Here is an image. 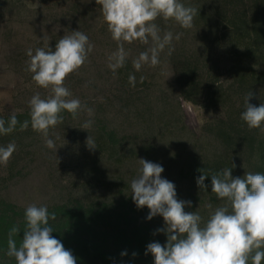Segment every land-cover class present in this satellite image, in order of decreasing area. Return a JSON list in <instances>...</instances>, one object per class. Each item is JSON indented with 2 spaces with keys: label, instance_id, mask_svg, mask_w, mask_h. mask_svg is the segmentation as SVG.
<instances>
[{
  "label": "rangeland",
  "instance_id": "1",
  "mask_svg": "<svg viewBox=\"0 0 264 264\" xmlns=\"http://www.w3.org/2000/svg\"><path fill=\"white\" fill-rule=\"evenodd\" d=\"M182 2L198 10L192 28L171 19L155 21L161 35L182 33L173 39L172 54L166 48L157 66L136 71L132 60L147 46L126 43L130 55L113 74L108 56L117 42L95 0H0V118L6 122L13 114L21 124L30 121V98L51 94L26 70L28 49L54 51L62 36L78 30L94 45L85 64L64 82L85 110L76 118L64 111L63 123L49 129L56 152L30 123L27 130L18 124L13 133L0 135V147L16 146L7 164H0V215H12L13 208L20 214L16 220L24 222L29 204L47 205L50 211L85 203H104L115 215L122 211L120 202L129 201L132 216L156 231L165 226L163 217L148 220L149 209L138 208L132 199L130 182L139 174L138 159L161 165V176L174 183L177 199L192 202L185 211H198L204 220L223 201L211 187H198L196 171L234 164L233 177L264 174V131L249 129L240 119L247 93H254L251 104L264 103V0ZM244 21L249 35L234 29L235 22L239 26ZM189 63L198 68L191 100L184 97L181 81ZM130 74L136 78L134 87ZM89 119L92 127L80 129ZM88 136L96 149L87 147ZM156 234L166 244V234ZM133 253L115 264L135 263ZM0 264L8 261L0 259Z\"/></svg>",
  "mask_w": 264,
  "mask_h": 264
},
{
  "label": "clouds",
  "instance_id": "2",
  "mask_svg": "<svg viewBox=\"0 0 264 264\" xmlns=\"http://www.w3.org/2000/svg\"><path fill=\"white\" fill-rule=\"evenodd\" d=\"M101 6L103 19L111 37L117 42V50L108 56V67L113 74L125 65L130 53L125 44L139 41L146 50L133 58L136 71L144 65L150 67L160 63V55L167 48L171 55L173 39L171 31L161 35L157 18L174 20L184 29L193 27L198 10L185 6L182 0H95ZM94 45L81 31H71L62 36L53 51L37 48L26 51L29 57L27 71L38 87L50 89V95L42 98L34 94L28 101L30 121L22 124L15 114L8 121L0 118V135H8L20 124L27 130L29 123L34 131L45 137V146L57 151L55 142L48 138L49 129L63 123L62 113L67 111L73 118L85 110L78 98H71V91L65 86L67 77L78 71L93 51ZM143 77H141V80ZM129 83H136L134 75H129ZM251 91L244 98V110L240 119L249 129L264 131V103L251 104ZM91 115L92 110L86 109ZM92 127L86 120L82 130ZM86 145L96 149L95 141L88 136ZM16 146L9 143L0 147V164L6 165ZM138 175L130 182L132 199L138 208L147 207L148 220L160 215L165 226L157 229L167 236L166 244L152 242L147 245L145 254L151 253L154 264H262L264 262V174L245 172L242 177H233L232 168H224L211 175V192L223 203L209 213L207 220L198 211H185L191 201L177 199L174 183L162 178L163 167L157 163L138 159ZM208 175L203 173L197 178L200 189ZM212 208L211 204L207 205ZM25 226L19 246L15 237L21 231L13 226L7 239L6 255L14 258L16 264H76L77 258L62 242L52 236L53 228L49 220H55V213H49L47 205L29 204L24 212ZM127 255L122 252L121 256ZM136 253H133L135 256Z\"/></svg>",
  "mask_w": 264,
  "mask_h": 264
},
{
  "label": "trees",
  "instance_id": "3",
  "mask_svg": "<svg viewBox=\"0 0 264 264\" xmlns=\"http://www.w3.org/2000/svg\"><path fill=\"white\" fill-rule=\"evenodd\" d=\"M244 23V25H242ZM248 22H242L239 26L235 22L234 29L237 32L248 33ZM197 66L193 69V63L187 64L181 73L184 97L191 100L190 92L196 80ZM187 89V91L185 90ZM220 167L202 169V173L196 171L195 181L203 173L207 174L204 183L211 187V175L220 172ZM122 206V207H121ZM122 211L113 214L108 205L85 203L83 205L62 204L50 209L49 213H55L56 219L49 220L53 228L52 236L62 242L65 249L70 250L80 264H115L120 260L118 252L123 247L127 253L135 251L133 256L135 263L154 264V257L151 253L145 254L147 245L152 242H161L157 238V232L150 224L143 223L140 218L132 216L134 209L130 202H120ZM118 210V209H117ZM135 212V211H134ZM12 215H0V259L14 263L15 259L6 255L8 233L13 226H19L21 231L15 237L17 245L23 238L24 222H18L16 217L18 211L11 208ZM157 236V237H156ZM11 260V261H10ZM134 261V260H133Z\"/></svg>",
  "mask_w": 264,
  "mask_h": 264
}]
</instances>
